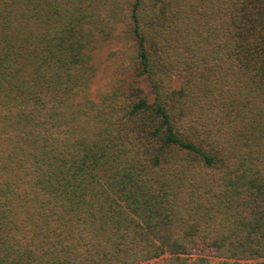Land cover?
Wrapping results in <instances>:
<instances>
[{
    "label": "trees",
    "instance_id": "16d2710c",
    "mask_svg": "<svg viewBox=\"0 0 264 264\" xmlns=\"http://www.w3.org/2000/svg\"><path fill=\"white\" fill-rule=\"evenodd\" d=\"M197 243L264 264V0H0V264Z\"/></svg>",
    "mask_w": 264,
    "mask_h": 264
},
{
    "label": "rangeland",
    "instance_id": "374dc122",
    "mask_svg": "<svg viewBox=\"0 0 264 264\" xmlns=\"http://www.w3.org/2000/svg\"><path fill=\"white\" fill-rule=\"evenodd\" d=\"M99 80L100 81L102 80L101 82L99 81L100 83L105 81V77L102 73L99 76ZM192 256H206L211 264H217L218 262V258L215 256L213 249L208 248L201 243H197L195 245ZM151 263H153V260L141 264H151ZM157 263H159V261H157Z\"/></svg>",
    "mask_w": 264,
    "mask_h": 264
}]
</instances>
